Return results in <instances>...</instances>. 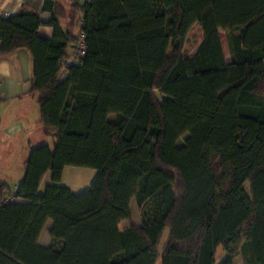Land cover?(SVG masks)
<instances>
[{
	"label": "trees",
	"instance_id": "16d2710c",
	"mask_svg": "<svg viewBox=\"0 0 264 264\" xmlns=\"http://www.w3.org/2000/svg\"><path fill=\"white\" fill-rule=\"evenodd\" d=\"M59 7L44 1L46 22L0 15V56L31 53L54 139L31 147L14 191L0 183V264H156L166 228L161 264H215L219 248V264H264V0L73 1L85 53L68 65L79 32ZM194 24L202 40L184 56ZM66 166L94 169L91 185H61Z\"/></svg>",
	"mask_w": 264,
	"mask_h": 264
},
{
	"label": "crops",
	"instance_id": "0c3cea01",
	"mask_svg": "<svg viewBox=\"0 0 264 264\" xmlns=\"http://www.w3.org/2000/svg\"><path fill=\"white\" fill-rule=\"evenodd\" d=\"M44 1L0 0V15L15 14L21 9L27 8L38 11L40 19L46 22L50 19L51 13L49 10H43ZM51 1L57 2L60 6L59 11L56 13L61 27L75 34L79 32L76 26L72 27L70 24V18L73 14L71 5L73 1L81 4L84 0ZM78 16L80 18L81 14H78ZM38 33L44 37H51L53 29L49 25L42 24L38 28ZM74 45L70 50L71 57L65 63L67 65L73 62ZM32 69V56L26 48H20L6 56H0V183H7L12 191L15 190L16 185L24 175L25 162L31 147L42 143H47L48 145L49 143L54 144L52 137L45 136L40 122L41 113L37 102L38 95L37 93L30 92ZM66 75L67 70L63 68L59 81L63 80ZM65 168L63 169L62 176ZM50 182V173H46L41 187ZM66 186L72 192L79 193L70 186ZM127 226H124V228ZM49 241L50 238L46 245H48ZM238 259L239 256L235 258V264Z\"/></svg>",
	"mask_w": 264,
	"mask_h": 264
},
{
	"label": "rangeland",
	"instance_id": "374dc122",
	"mask_svg": "<svg viewBox=\"0 0 264 264\" xmlns=\"http://www.w3.org/2000/svg\"><path fill=\"white\" fill-rule=\"evenodd\" d=\"M221 35V43L223 52L225 55V58L227 61L230 60V53L227 46L226 41V32L220 31ZM202 40V31L198 24H194L189 32L187 33V36L182 43L181 52L184 56H191L196 51L198 45L200 44ZM157 96H160V94L156 91L155 92ZM50 142V141H49ZM181 142V141H180ZM54 144L49 143L50 149H53ZM96 175V171L92 168L88 167H79V166H67L64 170V174L62 176V180L60 182L61 185H68L73 190L77 192L84 191L87 186H90L92 181L94 180V177ZM246 187H248V184H245ZM43 190V187H41V191ZM131 214H132V220L134 223H140V212L138 210V207L136 205V202L134 199L131 200ZM51 222L49 221L42 232V237L40 238V244H47V241L49 239L48 236V230L50 228ZM128 222H122L119 225L120 229H123L124 226H127ZM169 237V229L166 228L160 238L159 245H158V252L159 257L157 259L156 264H161V254L162 250L164 249V246L166 245L167 239ZM47 246V245H46ZM225 252L222 248H219L217 250L216 256H215V264H219V262L224 258ZM236 264H242L241 258L239 257Z\"/></svg>",
	"mask_w": 264,
	"mask_h": 264
},
{
	"label": "built area",
	"instance_id": "2783aa9c",
	"mask_svg": "<svg viewBox=\"0 0 264 264\" xmlns=\"http://www.w3.org/2000/svg\"><path fill=\"white\" fill-rule=\"evenodd\" d=\"M85 53L84 34L80 33L77 42L75 43V51L73 54V61L77 60Z\"/></svg>",
	"mask_w": 264,
	"mask_h": 264
},
{
	"label": "water",
	"instance_id": "95a60500",
	"mask_svg": "<svg viewBox=\"0 0 264 264\" xmlns=\"http://www.w3.org/2000/svg\"><path fill=\"white\" fill-rule=\"evenodd\" d=\"M75 46V45H74Z\"/></svg>",
	"mask_w": 264,
	"mask_h": 264
}]
</instances>
